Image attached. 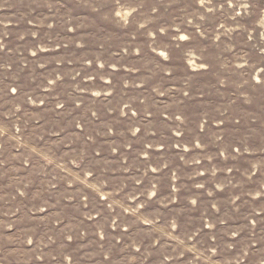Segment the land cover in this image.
Returning a JSON list of instances; mask_svg holds the SVG:
<instances>
[{"label": "rangeland", "instance_id": "374dc122", "mask_svg": "<svg viewBox=\"0 0 264 264\" xmlns=\"http://www.w3.org/2000/svg\"><path fill=\"white\" fill-rule=\"evenodd\" d=\"M0 264H264V0H0Z\"/></svg>", "mask_w": 264, "mask_h": 264}]
</instances>
